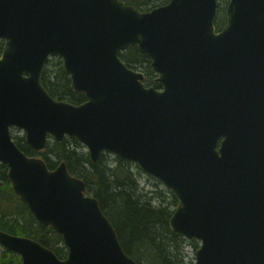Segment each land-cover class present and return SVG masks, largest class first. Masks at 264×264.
I'll return each mask as SVG.
<instances>
[{"label":"water","instance_id":"1","mask_svg":"<svg viewBox=\"0 0 264 264\" xmlns=\"http://www.w3.org/2000/svg\"><path fill=\"white\" fill-rule=\"evenodd\" d=\"M169 0L140 12L120 0H0V164L13 193L67 248L0 232L20 264H137L82 180L34 153L50 140L135 165L178 204L170 230L199 243L194 264H264V0ZM147 56L160 89L119 54ZM58 57L85 101L41 85Z\"/></svg>","mask_w":264,"mask_h":264},{"label":"trees","instance_id":"2","mask_svg":"<svg viewBox=\"0 0 264 264\" xmlns=\"http://www.w3.org/2000/svg\"><path fill=\"white\" fill-rule=\"evenodd\" d=\"M141 12L165 5L169 0H120ZM218 29L220 28L219 25ZM3 43L0 42V53ZM129 68L144 74L146 87L159 89L150 61L137 48L130 47L119 54ZM41 85L57 101L79 105L85 101L82 94L71 90L70 79L57 57H51L42 72ZM18 148L28 157H39L49 170L64 163L68 173L83 181L87 195L95 198L116 231L124 252L137 264H184L183 246L186 240L174 234L169 220L178 204L166 190L150 192L140 188L132 164L115 158L111 165L102 155L92 164L83 146L75 140H52L42 153H34L24 137L14 138ZM160 186V185H159ZM0 232L34 240L51 250L59 259L67 252L62 239L50 228L40 225L29 213L26 205L13 193L7 178L6 166L0 164ZM197 248V242H191ZM62 245V247H61ZM0 264H20V257L3 250Z\"/></svg>","mask_w":264,"mask_h":264},{"label":"rangeland","instance_id":"3","mask_svg":"<svg viewBox=\"0 0 264 264\" xmlns=\"http://www.w3.org/2000/svg\"><path fill=\"white\" fill-rule=\"evenodd\" d=\"M228 1L229 0H219V8H218L216 24L219 25L220 27H222V25L224 23V19H225L224 13H225V9H226V6L228 4ZM217 28H218V26H217ZM139 72H141V71H139ZM12 136L14 138L22 137L23 133L20 130L14 129V130H12ZM85 152H87L86 149H85ZM104 156L107 160H109L108 162L111 163V165H115L114 162H112L115 159V157L113 155L105 154ZM135 172H136V176H137L140 188L144 189L147 192H150V194L153 193L154 191H160V190L168 191L160 182H158L154 178L147 176L146 174L141 172L139 169L135 170ZM191 242H194V241H187L186 240V243L182 244L184 264H194V262H195V252L198 249L199 244L197 243L198 247L195 248L191 244ZM61 247H62V245H61ZM3 250L4 249L0 246V253H2ZM65 250H66V248H65ZM66 252H67V250H66Z\"/></svg>","mask_w":264,"mask_h":264}]
</instances>
